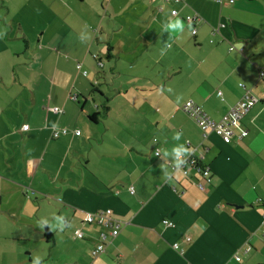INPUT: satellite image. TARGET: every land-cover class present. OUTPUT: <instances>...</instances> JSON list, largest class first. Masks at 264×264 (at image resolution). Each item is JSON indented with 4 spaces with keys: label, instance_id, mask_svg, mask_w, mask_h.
<instances>
[{
    "label": "crops",
    "instance_id": "0c3cea01",
    "mask_svg": "<svg viewBox=\"0 0 264 264\" xmlns=\"http://www.w3.org/2000/svg\"><path fill=\"white\" fill-rule=\"evenodd\" d=\"M120 14L126 27L110 28ZM170 16L182 32L164 31ZM0 30L1 260L32 237L43 264H264L263 0H0ZM246 90L258 101L229 143L182 109L190 99L219 120ZM187 140L211 168L204 190L163 155ZM100 211L120 227L91 257L105 227L81 218Z\"/></svg>",
    "mask_w": 264,
    "mask_h": 264
},
{
    "label": "built area",
    "instance_id": "2783aa9c",
    "mask_svg": "<svg viewBox=\"0 0 264 264\" xmlns=\"http://www.w3.org/2000/svg\"><path fill=\"white\" fill-rule=\"evenodd\" d=\"M154 1V0H152ZM164 2H177L179 0H163ZM161 7H159L160 9ZM177 13L176 9H171L170 13ZM185 21L189 24H192L191 33L193 35L196 34L197 28L196 23L201 20V16L193 12L192 14H187L184 17ZM223 26V24H220ZM217 31V29H216ZM232 49V46L230 47ZM85 73V72H84ZM259 76H264L263 68L259 69ZM241 87L245 89L243 83L239 84ZM262 96L264 97V89L262 90ZM258 101V98L250 94L248 90H246L242 96V98L237 101L219 120L212 119L207 112L199 105L196 104L193 100H187L182 105L183 111L198 125L203 136H206L208 132H214L218 136L222 138V140L226 143H229L232 138L235 136V130H239V136L242 137L247 134V130H244L240 127V121L243 116L252 108V106ZM158 108H156L157 110ZM51 110L55 113L61 112V109L57 106L51 108ZM74 134L79 135L80 130L76 129L73 131ZM68 133V129L66 127L61 128H53L52 129V137L57 138L60 135H64ZM189 147V142H186ZM190 153L185 157L187 164L181 165L179 168L172 164V168L179 169L184 176L189 177L190 172H192L194 177V182L200 190H204L205 183H210L212 179L211 168L208 163L205 162L204 152L198 151L196 147H190ZM155 154L158 155L159 151L156 150ZM196 176V177H195ZM133 191V188H130ZM175 191V189H174ZM260 200V199H259ZM264 221V218H263ZM97 224L105 227V231L101 232L97 242L93 245L90 250L91 256H97L98 254L104 252L108 236L116 235L118 230V223L115 219L107 216L104 212H84L81 218V224ZM163 223L172 226L173 223L168 220H163ZM107 230V231H106ZM74 236L76 238H83L84 232L81 227H77L74 230ZM189 240V238H187ZM174 248H178V244H173ZM236 259L239 260V256H236Z\"/></svg>",
    "mask_w": 264,
    "mask_h": 264
},
{
    "label": "clouds",
    "instance_id": "9594fccd",
    "mask_svg": "<svg viewBox=\"0 0 264 264\" xmlns=\"http://www.w3.org/2000/svg\"><path fill=\"white\" fill-rule=\"evenodd\" d=\"M172 15L174 16L175 13L173 12ZM163 29L165 32H173V33H178L182 32L184 29V24L181 19H172V17H168V19L163 23L162 25ZM7 35L6 31L0 30V39H3ZM170 47V45L165 44V46L160 50L161 56L166 54V50ZM171 91V89H169ZM25 130H27L28 125H25ZM182 132H175L174 135L172 136V139L175 141H179L181 139ZM257 147H264V138H258L256 142ZM190 149L185 147L184 144H179L176 146H173L171 151H164L163 155L165 157L171 156L173 157L174 164L177 168H179L181 165L187 164V161L185 160V157L190 153ZM164 178L171 179L170 175L165 172ZM56 223L52 225V227L59 228L63 230L65 227V218L63 216H56L54 217ZM41 227H43L44 224H47V220H43L40 222ZM43 262V257L41 256H35L32 258L31 264H42Z\"/></svg>",
    "mask_w": 264,
    "mask_h": 264
},
{
    "label": "rangeland",
    "instance_id": "374dc122",
    "mask_svg": "<svg viewBox=\"0 0 264 264\" xmlns=\"http://www.w3.org/2000/svg\"><path fill=\"white\" fill-rule=\"evenodd\" d=\"M129 6H130V9H128ZM129 6L127 8H124V10H126L125 12L126 15L131 16L130 12L133 10V8H131L132 4H129ZM125 14H120L119 16H115L113 17L114 18L113 20H108L107 23L111 25L110 28H112L113 25H114V28H119L123 24L122 18ZM122 26L126 27V23H124V25ZM136 28L137 26H133L132 28V31L135 30V34H137L138 32ZM114 36L115 37L119 36V38H122V36H120L119 34H114ZM145 36L149 37L148 33ZM30 239H31V242H29L28 240L19 239L11 243L10 245H12L14 249H17L16 252L12 254V256H10L9 259H3V260L0 259V264H5L7 262H15V264H31L32 258L35 256H39L40 252L43 251V248H42L43 240L40 244H37L35 242V238L32 239L31 237ZM29 248L31 249V252H32L31 255L27 252Z\"/></svg>",
    "mask_w": 264,
    "mask_h": 264
},
{
    "label": "trees",
    "instance_id": "16d2710c",
    "mask_svg": "<svg viewBox=\"0 0 264 264\" xmlns=\"http://www.w3.org/2000/svg\"><path fill=\"white\" fill-rule=\"evenodd\" d=\"M264 1V0H263ZM93 58H94V60H95V62L97 63V65L98 66H102V62H101V59L98 57V55L97 54H93ZM261 68H263V67H261ZM260 69V68H259ZM263 70H264V68H263ZM85 72V73H84ZM82 73L84 74V75H86L87 74V71L86 70H82ZM262 77H264V76H262ZM261 77V78H262ZM190 100V99H189ZM187 101V100H186ZM197 104V103H196ZM107 109V106H104L103 107V110L105 111ZM185 112V111H184ZM186 113V112H185ZM188 116V115H187ZM189 117V116H188ZM90 118L92 119V120H95V118H96V113L95 114H92L91 116H90ZM190 118V117H189ZM191 119V118H190ZM186 142H189L188 140L186 141ZM186 142L184 143V145H185V147H187V148H190V147H193L192 145H191V143L189 142V147L187 146V144H186ZM156 150H158L159 151V149H156ZM155 150V151H156ZM155 153V152H154ZM156 155V154H155ZM159 155V154H158ZM170 163V168H171V170L173 171V173L174 172H177V171H179L180 173H181V171L179 170V169H176V168H172V164H174V161L172 162V161H170L169 162ZM182 174V173H181ZM182 176H184L183 174H182ZM185 178H188L189 180H191V182H193V183H195L194 182V177H193V174H192V172H190V176L189 177H187V176H184ZM132 186H129V190L131 191V188ZM133 188V187H132ZM175 189V191L176 192H178V189L176 188V187H173V190ZM131 192H133V191H131ZM178 193H180V192H178ZM163 222V221H162ZM118 223V222H117ZM166 225V224H165ZM119 224H118V227H117V230L119 231ZM118 233V232H117ZM117 235V234H116ZM44 236H45V238L46 239H49V238H51V233H50V231L48 230V228H46L45 229V233H44ZM110 236H113V235H110ZM115 236V235H114ZM79 239V238H78ZM82 239V238H81ZM187 240V239H186ZM91 257H93V256H91ZM95 257V256H94ZM43 264V263H42Z\"/></svg>",
    "mask_w": 264,
    "mask_h": 264
}]
</instances>
